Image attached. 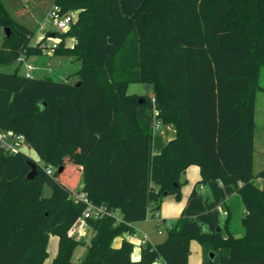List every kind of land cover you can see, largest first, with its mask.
<instances>
[{"label":"trees","instance_id":"16d2710c","mask_svg":"<svg viewBox=\"0 0 264 264\" xmlns=\"http://www.w3.org/2000/svg\"><path fill=\"white\" fill-rule=\"evenodd\" d=\"M54 6L62 14L79 11L66 33H55L54 50L80 62L77 81L0 71V130L22 135L30 147L74 155L81 191L105 209L86 220L94 235L77 264H188L192 241L228 250L219 264H264V168L254 173L264 0H143L131 17L121 14L119 0H54ZM1 27L10 35L0 45V67L42 53L29 46L35 32L14 21L2 0ZM68 38L73 47L65 46ZM132 84L152 87L157 121L175 131L157 155L153 128L139 111L148 101L128 94ZM38 156L43 164L34 161L29 181L33 159L0 146V264H44L50 236L58 238L51 264H73L75 249L85 245L68 235L85 205L70 199L76 188L47 174V152ZM55 163L63 174V163ZM190 166L200 169L198 185L219 181L240 196L244 235L230 234L228 218L226 236L218 232L206 203H197L198 215L182 214L163 242L144 243L139 261L131 260L129 242L112 248L116 237L134 234L132 225L144 222L151 206L158 209L165 193L180 201Z\"/></svg>","mask_w":264,"mask_h":264},{"label":"crops","instance_id":"0c3cea01","mask_svg":"<svg viewBox=\"0 0 264 264\" xmlns=\"http://www.w3.org/2000/svg\"><path fill=\"white\" fill-rule=\"evenodd\" d=\"M142 2L143 0H119L121 14L127 17L133 16L135 10L141 5ZM46 33L47 32L39 34L38 32H36L34 38H32V42L33 43L35 42L34 44H37L40 40H42V38L45 36ZM141 33L142 30L138 35H141ZM55 41L57 43L59 42L58 39H56ZM74 44H75V39L73 38H68L65 40L66 47H73ZM49 45H50L49 42L47 41L43 42L44 49L42 50V53L40 55L26 57V62L34 67V70L32 72L33 78H37V79L50 78L57 82L75 83L77 81V77L75 76V73L80 68V62L70 57L54 56L53 49L48 48ZM29 46L35 47V45L34 46L31 45V42ZM21 67L22 65H20V63L17 61V63L13 64L12 71L10 73H13L16 68H19L20 74H23L24 72L21 69ZM73 73L74 76H70ZM153 99L154 97L152 92L150 101L147 100L148 101L147 110L145 111L143 109H140L139 111L145 117V119L150 124V126L153 128L152 153L153 155H157L161 151V149L170 140H172L175 137V131L171 127L164 126L157 121L156 119L157 112L154 109V103L152 102ZM255 122H256V113H255ZM258 134L262 136L260 141H259L260 135ZM28 149L30 148L28 147ZM258 156L262 162V165H264V123H263V129L260 130V133H258L257 127L255 130L254 165L256 163V157ZM36 162L41 163L39 161ZM254 173L257 174L258 172L254 171ZM200 180L201 177H200L199 167L190 166L189 168H187L186 171L181 176V182H183L184 185L181 188L180 201H176L174 199V196L171 195V196H166L164 198L163 202L161 203L158 209H155L154 206H151L148 209L146 220L144 222H140L132 225L134 234L130 235L128 233H124L121 236L116 237L112 242V248L118 249L121 247V244L123 242H129L133 245L131 260L133 262L139 261L141 255V246L144 243L148 242L152 245H155L165 240V238L161 241L155 240L152 236V231L148 230V225L164 224L166 226L165 232H167V230L175 223L177 219H179V217L182 214L190 218L196 217L198 214L193 210V206L197 203H206L205 212L207 213L208 217L218 225L220 231H222V234L224 236H226V233L225 231H223V228L220 227V222L221 220L223 221V227H224L227 218L229 222L228 229L230 234L234 237L237 234H240L241 233L240 226H241L244 235V229L241 225V220L245 215V209L242 204L240 196L235 192H233V190L230 187L223 186L219 181H211L207 185H198ZM256 184L259 187H261L262 181L258 179L256 180ZM82 185H83L82 179L80 178V185L78 186L76 191L81 190ZM193 190H196V197L190 198V195ZM144 225H146V227ZM204 230H206V228H204ZM51 237L52 236H50V238ZM50 238H49L48 246L50 243ZM204 246L200 245L196 241H192L190 243V255L188 258V264L207 263V260L205 258L206 250L204 249ZM56 247H58V238H57ZM83 247H85L83 254L84 256L86 253V245H84ZM213 252H214L213 253L214 261H211L209 259L208 264H210L211 262L215 264V260L218 258V254L220 256L219 261L221 258L227 257L229 255V251L225 249H220L217 251L213 250ZM153 264H163V263L161 261H157Z\"/></svg>","mask_w":264,"mask_h":264},{"label":"rangeland","instance_id":"374dc122","mask_svg":"<svg viewBox=\"0 0 264 264\" xmlns=\"http://www.w3.org/2000/svg\"><path fill=\"white\" fill-rule=\"evenodd\" d=\"M3 5L8 12L9 16L16 22L22 24L25 28L28 30H31L33 32H38L39 34H42L44 32H47L45 36L40 40L37 44H34L31 42V45H35V47H39L41 50L44 49L43 42H49L50 45L48 46L49 49H53V51L56 49V47L59 45L60 38H54L50 37L51 33H66L68 30L64 32L57 31L56 27L53 25V21L51 17L49 16L50 11L54 7L53 0H2ZM75 13L76 20L78 18L79 11H73ZM135 27H136V33L137 35L140 33L141 30H143L142 26V17L137 18L135 21ZM34 34V36H35ZM33 36V38H34ZM4 37V29L0 28V45L3 42ZM58 39V43L55 41ZM53 45H56V47H53ZM20 58H24L26 60V56L22 55ZM17 63V62H16ZM20 65H22L21 62H19ZM13 64L6 65L2 68H0L1 72L10 73L12 71ZM23 70V67H21ZM70 76H74V73ZM69 76V77H70ZM44 77V76H43ZM68 77V78H69ZM75 79V78H73ZM74 81V80H73ZM260 86L264 88V69H261L260 74ZM152 88L149 85L146 84H132L128 87V94L132 95H138L141 97H145L147 100L150 101L151 99V93ZM264 92L258 93L256 98V127L258 130V133H260V130L263 129V123H264ZM260 135V134H258ZM155 136V135H154ZM261 135L259 136V141L261 140ZM155 139V138H154ZM22 148V153H24L26 156L30 157L34 161H39L41 164H43V161L39 159L38 152H47V164L48 168H51V175L53 178L59 180L60 182H63L65 184H68L72 188H78L80 185V177L77 172L76 167V159L73 154L63 153V152H56L54 149H50L49 147L45 146V149L42 147V145L33 144L31 147L28 145L27 141L24 139L20 145ZM26 149H25V148ZM28 147L30 149H28ZM73 158V159H71ZM60 160L63 165L65 166V172L61 175H59V165H56V161ZM264 168V165H262V162L258 157H256V163L254 165V171L259 172ZM49 195V190L46 188L44 191V196ZM240 225V222H239ZM146 227V225H144ZM165 225L164 224H149L148 230L152 231V236L155 240H163L166 236L165 232ZM220 227L223 228V221L220 222ZM219 228V227H218ZM220 229V228H219ZM241 233L237 234L236 232V238H240L243 236V230L240 226ZM158 230L162 231V234H158ZM220 231V230H219ZM235 232V230H234ZM68 235L73 238L76 241L83 242L85 245H87L90 241V239L94 235L93 228L89 225V222L86 220L80 219V221L68 232ZM57 238L51 237L50 243L47 249L48 252V258L44 261V264H51L52 260L55 258L57 254ZM203 246V245H202ZM201 247V246H200ZM85 247L78 246L72 256V263L77 264L79 260L82 258L84 254ZM205 252V258L207 260V263H209V259L211 261H214V259L210 258V255L213 254V249L210 245L204 246ZM225 253V252H224ZM219 254L218 258L215 260V264H219Z\"/></svg>","mask_w":264,"mask_h":264},{"label":"built area","instance_id":"2783aa9c","mask_svg":"<svg viewBox=\"0 0 264 264\" xmlns=\"http://www.w3.org/2000/svg\"><path fill=\"white\" fill-rule=\"evenodd\" d=\"M49 16L53 21V25L56 27L57 31L59 32H64L70 29L72 24L76 21L74 12L62 14L60 12V9L56 6L52 8V10L49 13ZM53 47H56V45H53ZM18 62L22 63L23 72H24L23 75L29 79L33 78L32 72L34 70V67L28 64L24 58H19ZM152 102L154 103V99L152 100ZM22 141H23L22 135H14L11 131L0 132V146L7 151H11V152L22 151V148L20 147ZM46 172L48 175H51L52 174L51 168H48ZM70 199L75 203H83L85 205V210L82 213V217H81L82 220L96 219L105 214V209L103 207H98L92 204V202L88 200L87 195L81 190L76 191L74 194H72L70 196ZM158 234L161 235L162 231L158 230Z\"/></svg>","mask_w":264,"mask_h":264},{"label":"water","instance_id":"95a60500","mask_svg":"<svg viewBox=\"0 0 264 264\" xmlns=\"http://www.w3.org/2000/svg\"><path fill=\"white\" fill-rule=\"evenodd\" d=\"M4 33H6V36L7 37H9V35H10V30L8 29V28H6V29H4ZM50 36L51 37H55V33H52V34H50ZM77 86L79 85V82L76 84ZM27 164H28V166L31 168V171L28 173V175H27V180H29V181H31V180H33V178L35 177V175H36V163H34V160L32 161V160H28L27 161ZM59 170H61V169H59ZM167 196V194L165 193L164 195H163V197L165 198ZM219 228H217V231L219 232ZM210 257H211V259H213L214 258V255L213 254H211L210 255Z\"/></svg>","mask_w":264,"mask_h":264}]
</instances>
